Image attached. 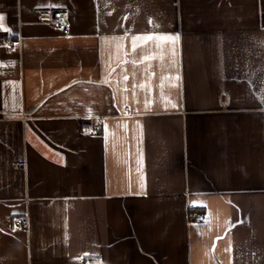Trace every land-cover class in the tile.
<instances>
[{
  "label": "crops",
  "instance_id": "1",
  "mask_svg": "<svg viewBox=\"0 0 264 264\" xmlns=\"http://www.w3.org/2000/svg\"><path fill=\"white\" fill-rule=\"evenodd\" d=\"M0 15V264H264V0Z\"/></svg>",
  "mask_w": 264,
  "mask_h": 264
},
{
  "label": "built area",
  "instance_id": "2",
  "mask_svg": "<svg viewBox=\"0 0 264 264\" xmlns=\"http://www.w3.org/2000/svg\"><path fill=\"white\" fill-rule=\"evenodd\" d=\"M39 21L46 22L51 24L54 28L61 30L63 32H68L69 24L66 18V14L62 10H41L39 12ZM195 220H199L200 216L199 214H196L193 216ZM25 218L24 216H18L14 220V226L17 229H24L25 227Z\"/></svg>",
  "mask_w": 264,
  "mask_h": 264
},
{
  "label": "snow or ice",
  "instance_id": "3",
  "mask_svg": "<svg viewBox=\"0 0 264 264\" xmlns=\"http://www.w3.org/2000/svg\"><path fill=\"white\" fill-rule=\"evenodd\" d=\"M48 7H52V8H58V7H62L61 5H55V4H50V5H48ZM5 19H6V17L5 16H3V15H0V32H7V33H11L13 36H15L16 35V33H12V30L10 29V28H8V27H6V25H5ZM134 39H136V38H134ZM145 40H152L153 39V37L152 36H147V37H145L144 38ZM157 39H163V40H165V41H172L173 43H175L176 41H178V39H179V37L178 36H163V37H157ZM134 47H135V45H134ZM147 59V58H146ZM14 63V62H13ZM179 77H175V79H178ZM124 79H128V77L127 76H125L124 77ZM262 99H264V98H262ZM172 107H177V105L176 104H172ZM197 206H199V207H205V205H189V207H197ZM13 231H15V229L13 230ZM217 239L219 240V239H222V237H217ZM87 255H89L88 253H85V256H87Z\"/></svg>",
  "mask_w": 264,
  "mask_h": 264
}]
</instances>
